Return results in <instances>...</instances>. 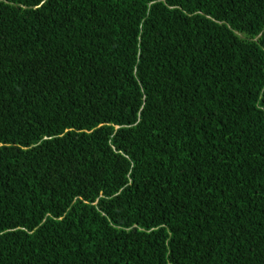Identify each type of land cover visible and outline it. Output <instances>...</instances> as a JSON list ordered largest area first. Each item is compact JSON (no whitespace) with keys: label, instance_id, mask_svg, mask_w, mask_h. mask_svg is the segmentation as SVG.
<instances>
[{"label":"trees","instance_id":"obj_1","mask_svg":"<svg viewBox=\"0 0 264 264\" xmlns=\"http://www.w3.org/2000/svg\"><path fill=\"white\" fill-rule=\"evenodd\" d=\"M0 264H264V0H0Z\"/></svg>","mask_w":264,"mask_h":264}]
</instances>
